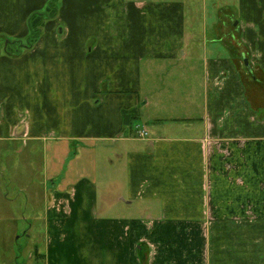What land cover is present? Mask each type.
I'll return each mask as SVG.
<instances>
[{
	"label": "crops",
	"instance_id": "1",
	"mask_svg": "<svg viewBox=\"0 0 264 264\" xmlns=\"http://www.w3.org/2000/svg\"><path fill=\"white\" fill-rule=\"evenodd\" d=\"M49 1L0 0V34ZM190 1L61 0L0 46V153L50 154L45 264H264V0Z\"/></svg>",
	"mask_w": 264,
	"mask_h": 264
},
{
	"label": "rangeland",
	"instance_id": "2",
	"mask_svg": "<svg viewBox=\"0 0 264 264\" xmlns=\"http://www.w3.org/2000/svg\"><path fill=\"white\" fill-rule=\"evenodd\" d=\"M198 1H190L194 2V5L196 3V20L201 18L202 13ZM209 14L208 17L211 21ZM8 41L14 42L9 47V55L24 52L25 49L22 46L25 47V44L19 45V43H15L17 40L10 39L7 34H0V46L6 45ZM24 42L26 43V40ZM145 112L147 115L155 116L158 114V109L151 107ZM142 117L138 123L143 127L147 119H145L146 116ZM139 138L141 137L139 136ZM21 144L16 143V146L19 147ZM21 148V153L15 152V147L9 154L0 153V167L3 164L6 166L4 170L1 168L2 174H0V264H45L42 259L35 257V251L38 250L43 254L45 249L43 212L45 210L47 178L44 174V164L45 157L47 159L50 154L47 155L48 152L42 142L35 144L29 142L27 148ZM103 148L96 147L94 156L98 165L99 186L102 189H107L106 183L108 177L111 176L109 174V158H114L107 148V152H102ZM120 168L118 165V169L113 174L119 185L123 180ZM48 186L50 185L48 184ZM118 214L120 213L115 216Z\"/></svg>",
	"mask_w": 264,
	"mask_h": 264
},
{
	"label": "trees",
	"instance_id": "3",
	"mask_svg": "<svg viewBox=\"0 0 264 264\" xmlns=\"http://www.w3.org/2000/svg\"><path fill=\"white\" fill-rule=\"evenodd\" d=\"M60 1L61 0H50L47 7L43 11L33 13L28 20L29 35L25 39L26 43L24 42V40H19L15 43H19V45L25 44V47L22 46V48L29 49L40 36L45 20L54 18L56 16L58 11V3ZM12 43L14 42L10 41L9 44L6 46V54L8 55L10 49L9 47Z\"/></svg>",
	"mask_w": 264,
	"mask_h": 264
},
{
	"label": "built area",
	"instance_id": "4",
	"mask_svg": "<svg viewBox=\"0 0 264 264\" xmlns=\"http://www.w3.org/2000/svg\"><path fill=\"white\" fill-rule=\"evenodd\" d=\"M139 136L141 138H146V137H148V132L145 129H142L139 131Z\"/></svg>",
	"mask_w": 264,
	"mask_h": 264
}]
</instances>
